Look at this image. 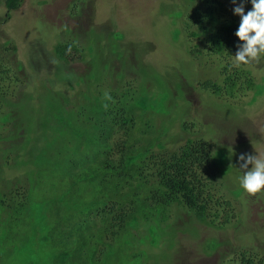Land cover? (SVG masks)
Segmentation results:
<instances>
[{"label":"rangeland","instance_id":"374dc122","mask_svg":"<svg viewBox=\"0 0 264 264\" xmlns=\"http://www.w3.org/2000/svg\"><path fill=\"white\" fill-rule=\"evenodd\" d=\"M223 1L230 15L239 20L233 13L232 0ZM189 4L193 7L195 2L22 0L18 9L7 18L3 0H0V48L5 41L16 48L3 60L19 76L18 82L12 80L10 88L14 93L8 96L10 104L3 108L6 112L11 111L20 134L24 128L29 129L23 139L22 148L29 146L25 154L30 149L37 152L43 138L49 134L47 126L43 130L41 124L49 122L51 128L56 127L54 117L60 118L53 107L61 106L63 122L72 117L73 124L81 126L83 118L72 114L82 115L86 109L83 111L81 107L87 103L102 100L119 103L118 96L115 99L106 97L105 94L112 90L128 91L129 102L141 103L142 109L136 110L138 130L134 135L143 137L144 142L130 149V154L135 155L134 161L126 162V153L112 157L114 168L118 169L122 164L125 167L128 163L127 168L131 169L126 177L129 174L132 178L148 155L144 154V148L157 150L160 145L176 148L187 136L201 138L212 146L208 148L209 160L215 165L213 163V169L203 172V178L208 179L212 172L215 173L214 183L218 186L215 195L231 201L232 224L219 228L215 226L217 223L199 222L190 211L173 204L160 214H149L147 219L139 216L137 224L126 234L124 231L119 233L122 235L118 239L120 242L103 234V242L111 246L103 244L97 248L93 259L98 262L96 264H216L221 252H232L234 248L250 247L264 241V192L247 194L238 180L241 175L239 156L242 153L264 154V61L240 66L254 80V88L235 91L228 97L223 90L219 97L209 93L202 87L205 79L220 83L218 69L221 65L228 62L232 70L238 67L231 56L223 59L207 55L202 42L204 36L192 39L181 34L182 9L190 8ZM250 9L251 4L246 3L245 12ZM67 43H74L79 51L83 50L82 61L64 64L55 57L54 47ZM194 45L200 51L198 55L190 53L189 49ZM11 129L8 123L3 125L0 137L6 136ZM63 131L66 138H72L70 129ZM124 136L119 132L115 139ZM72 144L62 141L58 145H62L61 149L65 146L72 149ZM8 145L3 138L0 140L1 191L17 180L28 185L25 173L28 167L16 163L19 160L13 154L8 157V149H4ZM33 176L31 193L37 205L45 209L42 215H36L37 219L48 217L49 224L52 219L59 220L67 211L62 207L48 209V204L67 186L60 189V184H56L52 187L46 180L39 189L35 187L38 183ZM87 177L76 169L73 171L75 187L86 191L72 194V200L77 199L79 204L94 199L99 187V177L91 180ZM97 204L95 202L96 208L101 206ZM165 214L167 219L164 221ZM2 215V218L7 217L6 213ZM94 217L98 216L89 215V219ZM25 227L23 224L13 227L17 231L14 239L20 243L27 234L30 236ZM58 228L71 239L74 238L72 235L81 234L73 223H60ZM93 228L96 234L103 229L98 224ZM69 229L71 235L67 233ZM81 230L87 232L88 226ZM45 233L39 230L28 249L18 254L13 253L11 243H4L6 249L0 250V264H93L92 261L84 263L83 256L75 251L77 246L64 245L65 240L60 249H51L49 242L43 241ZM211 241L218 244L214 251L208 249Z\"/></svg>","mask_w":264,"mask_h":264},{"label":"trees","instance_id":"16d2710c","mask_svg":"<svg viewBox=\"0 0 264 264\" xmlns=\"http://www.w3.org/2000/svg\"><path fill=\"white\" fill-rule=\"evenodd\" d=\"M193 1L195 2L193 7L189 4L190 8L185 6V9H182L181 19L184 23L180 25L181 34L192 39L204 36L202 42L205 45L206 54L209 56L214 55L227 59V57L235 55L238 44L235 32L240 19L236 20L230 15L223 0H188L189 3ZM21 2L22 0H3L7 18L10 17L11 12L18 9ZM15 50L16 48L11 46L8 41H5L0 48V128L6 123L12 127L6 136L0 137V140L3 138L4 142L9 143L7 148H4L8 149V157L13 154L16 156V160H19L16 163L21 162L28 167L25 171L28 185L25 186L24 181L17 180L9 188L0 190L1 252L5 251L6 248L3 244L6 242L11 243L15 254L28 249L33 239L36 238L37 232L41 230L46 231L43 241L49 242L51 249H60L61 242L65 240L64 245L77 246L75 251L83 256L84 263L92 261L93 264H96L98 262L93 259L96 256L97 248L103 247L105 244L103 234H108V238L110 236L115 241H119V237L122 236L119 233L124 231L126 234L129 228L137 224L139 216L147 219L149 214H160L173 204L180 205L190 211L199 222H208L211 225L217 223L215 226L219 228L232 224L231 220L234 215L229 213L233 210L231 201L222 200L215 195V190H218V186L214 183L215 173L212 172L213 174L208 176V179L203 178V172L214 168L212 165L214 161L212 163L209 160L211 155L208 148L212 147L211 144L201 138L187 136L184 139L181 137L184 142L176 148L167 149L166 145H160L157 150L144 148V154L148 155L141 162L137 171L133 173L132 178L129 174V178L125 176L131 169L127 168L128 163L135 159V155L130 154L131 150L137 146V143L144 142L143 137L134 135L138 124L135 114L136 110H142L139 106L141 103H136L134 100L130 103L128 91L118 93L112 90L109 94H105L107 98L111 99L118 96L119 103H112L111 100L109 103H105L102 100L100 103L83 105L81 108L83 111L85 108L86 112H83L82 115L72 112V115H77V117L79 115V118H83L81 126H75L72 117L63 122L61 106L53 107V110H57V117L60 118L57 120L53 116L56 127L51 128L49 122L41 124L42 129L45 125L47 126L49 134L43 138L44 141L39 139L43 144L41 143L37 152L30 149L28 154H25L29 146L22 148L23 139L29 129L24 128L23 133L20 134L16 130L17 125L11 117V111L6 112V108H3L7 103L10 104L8 96L14 93L10 88L11 82L19 81L18 73L4 63L5 56H9L7 53L13 54ZM53 50L55 57L64 64L84 59L83 50L79 51L74 43L57 44ZM189 50L195 55L200 52L197 45ZM231 68L228 62L221 65L218 69L221 75L220 83L205 79L202 82V87L218 97L221 96L222 90L228 97L234 95L235 91L254 88V80L249 77L247 71L241 67L233 70ZM186 128L184 124V129ZM66 129H70L72 138L64 136L63 130ZM119 132L125 135L124 138L115 139V134ZM62 141L73 143L72 149L68 146L61 149L62 145L58 144ZM30 148L33 146L31 145ZM31 152H33L32 155ZM62 152H64L63 155ZM118 153L121 155L126 153L125 161L128 163L127 166L124 167L122 164L117 169L113 167L115 162L112 157ZM136 155L141 154L137 153ZM75 169L79 173L86 174L89 180L99 177L97 183L99 187L94 194L95 200L90 199L84 201L83 204L82 202L79 204L77 199L72 200L73 193L79 190L82 193L86 192L81 187H75L77 182L72 178ZM216 170L219 173L218 169ZM45 175L46 178H43ZM32 176L34 180L37 178L38 184L35 187L39 189L46 180H49L52 187H55L56 184H60V189L67 186L55 200L51 201L52 203L48 204V209L62 207L67 211L59 220L58 218L52 219L49 224L47 223L48 217L42 216L37 219L36 215L43 214L45 209L42 210L37 205L34 195L31 193L33 190L30 184ZM6 183L9 184V181ZM95 202H98L96 206H101L96 208ZM3 213H6L7 217L2 218ZM90 214L98 217L89 219ZM166 216L165 214L164 221L167 219ZM60 223H68V225L73 223L76 231H80L81 234L72 235L74 238H69L70 236L66 233L65 235L63 231H58ZM19 224L27 226L30 231V236L27 234L21 243L14 239L17 231H14L13 227ZM96 224L103 228L97 234L93 232V225ZM117 225L120 226L118 230ZM85 226H88L87 232L81 230ZM67 233L71 235V229ZM210 244L208 249L212 251L218 246L216 241H211ZM105 246L109 247L111 244H105ZM216 264H264V241L260 240L257 245L250 247L245 245V247L234 248L232 252H221Z\"/></svg>","mask_w":264,"mask_h":264},{"label":"clouds","instance_id":"9594fccd","mask_svg":"<svg viewBox=\"0 0 264 264\" xmlns=\"http://www.w3.org/2000/svg\"><path fill=\"white\" fill-rule=\"evenodd\" d=\"M233 13L240 18L235 32L237 51L233 58L235 66H252L264 61V0H232ZM251 9L245 12V4ZM240 187L247 194L264 192V154L242 153L239 156Z\"/></svg>","mask_w":264,"mask_h":264}]
</instances>
